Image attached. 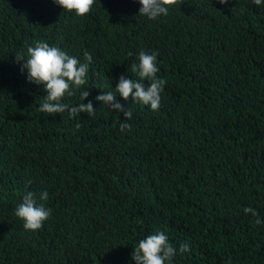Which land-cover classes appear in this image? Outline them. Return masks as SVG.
Listing matches in <instances>:
<instances>
[{
  "label": "trees",
  "instance_id": "16d2710c",
  "mask_svg": "<svg viewBox=\"0 0 264 264\" xmlns=\"http://www.w3.org/2000/svg\"><path fill=\"white\" fill-rule=\"evenodd\" d=\"M139 6L94 0L75 17L52 0H0V264H135L156 230L173 264H264V7L173 0L152 21ZM37 41L88 63L92 114L39 110L46 93L15 57ZM141 49L167 83L158 110L118 98L126 120L95 97L136 78ZM62 102H83L80 90ZM45 189L51 214L25 230L15 207Z\"/></svg>",
  "mask_w": 264,
  "mask_h": 264
},
{
  "label": "clouds",
  "instance_id": "9594fccd",
  "mask_svg": "<svg viewBox=\"0 0 264 264\" xmlns=\"http://www.w3.org/2000/svg\"><path fill=\"white\" fill-rule=\"evenodd\" d=\"M94 0H52V3L62 9L63 12L71 13L75 17L87 14ZM139 6L138 15L148 20H158L167 16L173 0H137ZM226 0H220L225 3ZM258 7H264V0H252ZM85 58L91 61L89 53H84ZM16 61L20 64L21 72L25 75L26 82L41 86L46 93L39 110L43 113L56 114L68 112L69 118L77 117L80 113L92 114L94 111L91 100L85 102L89 91L83 89L87 82L88 63L78 60L57 46L49 45L45 41H37L34 46H28L26 53H20ZM136 62L131 65V71L136 78L121 74L112 90L101 92L95 97L96 100L110 107L117 113H123L126 120L132 118V111L119 102L118 98L131 100L151 110H158L161 102V93L167 83L166 79L157 74L160 71L155 52L143 49L136 53ZM80 90V98L83 102L76 105L64 103L63 98L71 96ZM121 130L130 127L127 123L120 125ZM48 191L39 193L27 191L23 194L21 202L15 207V216L22 222L23 228L36 231L43 226L49 218L51 209L46 206ZM245 213L257 216L251 207L244 208ZM256 223H261L257 218ZM189 245L181 243L179 252H188ZM177 255V248L169 241L165 231L156 230L152 234L140 239L132 249L130 258L135 264H173Z\"/></svg>",
  "mask_w": 264,
  "mask_h": 264
}]
</instances>
